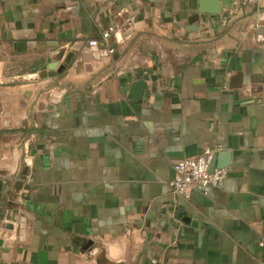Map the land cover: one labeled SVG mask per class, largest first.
Here are the masks:
<instances>
[{
  "label": "crops",
  "instance_id": "obj_1",
  "mask_svg": "<svg viewBox=\"0 0 264 264\" xmlns=\"http://www.w3.org/2000/svg\"><path fill=\"white\" fill-rule=\"evenodd\" d=\"M259 12L0 0V264H264ZM204 147L223 179L176 197L174 163Z\"/></svg>",
  "mask_w": 264,
  "mask_h": 264
},
{
  "label": "built area",
  "instance_id": "obj_2",
  "mask_svg": "<svg viewBox=\"0 0 264 264\" xmlns=\"http://www.w3.org/2000/svg\"><path fill=\"white\" fill-rule=\"evenodd\" d=\"M263 1L264 0H232V5L233 7L250 5L259 10ZM263 21L264 12H259L257 14V20L254 23V28H259ZM114 30L115 27L111 25L102 32L99 41L96 39L88 40L84 50L89 51L92 47H96L99 42L103 45L107 44ZM106 52L108 55H111L114 53V48L106 47ZM216 151L217 149L215 148L204 147L197 155L184 157L174 163V174L169 181V187L176 197L187 199L194 191L207 193L208 189L218 186L225 175L224 169L216 168L213 171L209 170Z\"/></svg>",
  "mask_w": 264,
  "mask_h": 264
},
{
  "label": "water",
  "instance_id": "obj_3",
  "mask_svg": "<svg viewBox=\"0 0 264 264\" xmlns=\"http://www.w3.org/2000/svg\"><path fill=\"white\" fill-rule=\"evenodd\" d=\"M218 11L219 10L216 8L211 10L212 13H216V12L218 13ZM55 67H56V63H53L49 66V70H51V72H53ZM145 88H146V83L144 82V80H136L131 84V86L129 88V94L132 96L133 99L141 100L143 90ZM216 167H217L216 159L214 160V158H213V160L210 164L209 170L213 171ZM5 187H6V184L0 179V219L3 217L4 200L2 199V195L5 193ZM22 221H23V219H22ZM5 225L9 229L13 228L12 223H5ZM24 226L25 225L23 223L20 224L19 234L21 235V238H22V235L24 234V231H25ZM11 236L12 235H9L10 238H11Z\"/></svg>",
  "mask_w": 264,
  "mask_h": 264
}]
</instances>
